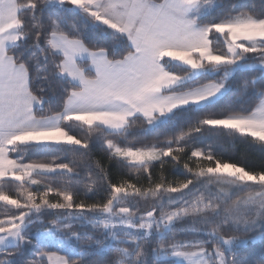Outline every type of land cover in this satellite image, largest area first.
<instances>
[{"label": "snow or ice", "instance_id": "obj_1", "mask_svg": "<svg viewBox=\"0 0 264 264\" xmlns=\"http://www.w3.org/2000/svg\"><path fill=\"white\" fill-rule=\"evenodd\" d=\"M224 137L264 150V0H0V264H264Z\"/></svg>", "mask_w": 264, "mask_h": 264}, {"label": "trees", "instance_id": "obj_2", "mask_svg": "<svg viewBox=\"0 0 264 264\" xmlns=\"http://www.w3.org/2000/svg\"><path fill=\"white\" fill-rule=\"evenodd\" d=\"M217 3L222 6V9H227L233 3H237L242 6H251L254 3L257 7H259L260 0H217ZM219 10L220 9H218V11ZM246 74V72H238L235 74V79L240 80ZM248 141H251V138H248V140L246 141L242 138L233 140L224 137L220 138V142L217 143L216 148L225 160L230 159L231 161L238 164H243L252 170H259L262 166H264V150L261 149V146L258 142ZM93 160H99L105 168L110 166V162L108 161V159L104 156L103 153L99 152L98 150L94 152ZM116 172L117 169L112 168L113 176H115ZM169 179H173V177L169 176ZM8 208H11V206H8ZM5 214L6 208L3 206L2 202H0V218H3ZM53 219L54 217L52 216H41L32 226L31 230L38 227L45 228L48 226V224L51 223ZM75 228H84V230L93 231L97 238H102V229H95L92 226L84 224L83 221L82 225H76ZM80 244L82 248L87 246L83 240L80 242ZM153 247H155V245H153ZM255 248L257 251H259L261 248H264V245H261L259 241H257L255 244ZM91 251L92 256L90 258L96 260L102 258L105 255L106 250L94 245ZM74 259H78V255H74ZM161 264H163V261H161Z\"/></svg>", "mask_w": 264, "mask_h": 264}, {"label": "rangeland", "instance_id": "obj_3", "mask_svg": "<svg viewBox=\"0 0 264 264\" xmlns=\"http://www.w3.org/2000/svg\"><path fill=\"white\" fill-rule=\"evenodd\" d=\"M216 2H217V0H216ZM66 223H68V221L61 220L60 223H59V225H58L59 227H61L63 229V233H61V234H66L69 231H71V232H80L82 234L83 233H87L88 235L95 236V233L93 231H87V230H84V228H75L76 225H78V226L79 225H82V221H72L71 222L72 223L71 229L64 228V225ZM83 223L86 224V225L92 226L95 229H102V228L96 227L93 222H90V221H87V220L83 221ZM49 227H52V224L51 223L48 224V226L45 227V228L38 227V228L33 229L31 231H32L33 235H36L37 233L43 235ZM98 239H102V238H98ZM73 242H75V241H73Z\"/></svg>", "mask_w": 264, "mask_h": 264}]
</instances>
